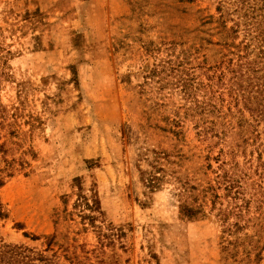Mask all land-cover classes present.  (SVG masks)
<instances>
[{
  "label": "rangeland",
  "instance_id": "1",
  "mask_svg": "<svg viewBox=\"0 0 264 264\" xmlns=\"http://www.w3.org/2000/svg\"><path fill=\"white\" fill-rule=\"evenodd\" d=\"M251 3L0 0V238L64 264H264Z\"/></svg>",
  "mask_w": 264,
  "mask_h": 264
},
{
  "label": "trees",
  "instance_id": "2",
  "mask_svg": "<svg viewBox=\"0 0 264 264\" xmlns=\"http://www.w3.org/2000/svg\"><path fill=\"white\" fill-rule=\"evenodd\" d=\"M251 1H258V0H241L242 2L241 6L252 7L253 3H251ZM261 33H263V31H261ZM0 116H4V115L0 113ZM3 137L4 136L0 128V153H2V157L0 158V171H4V169L1 168V163L3 161V158L6 157L5 154L7 152L5 142H1ZM160 179L161 178L156 177V175H154V183H156L155 180H160ZM92 198H93V204L91 205L90 203H88V205L91 206L92 209L100 210V200L98 198L97 192L93 193ZM49 248L51 247L49 246ZM65 251H69V249L67 248L65 249ZM65 258L68 259L69 261L68 264H93V263L85 262L83 259L78 257L75 254V252H72V254L65 253ZM0 264H64V263L60 261L56 253L53 254L52 256H49L44 252L35 250L34 248L25 246L23 244L19 245V244L8 243L4 241L2 238H0Z\"/></svg>",
  "mask_w": 264,
  "mask_h": 264
}]
</instances>
